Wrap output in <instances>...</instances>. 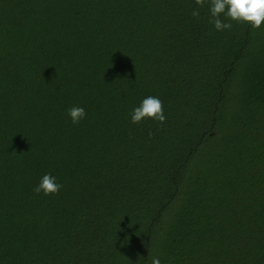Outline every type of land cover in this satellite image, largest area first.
Listing matches in <instances>:
<instances>
[{
    "label": "trees",
    "instance_id": "1",
    "mask_svg": "<svg viewBox=\"0 0 264 264\" xmlns=\"http://www.w3.org/2000/svg\"><path fill=\"white\" fill-rule=\"evenodd\" d=\"M196 7L0 0V264H264V24Z\"/></svg>",
    "mask_w": 264,
    "mask_h": 264
},
{
    "label": "clouds",
    "instance_id": "2",
    "mask_svg": "<svg viewBox=\"0 0 264 264\" xmlns=\"http://www.w3.org/2000/svg\"><path fill=\"white\" fill-rule=\"evenodd\" d=\"M206 3L210 5V23L216 31L231 30L233 21L248 23L253 29H260L264 24V0H195L197 7L193 9L191 15L199 17L200 8ZM67 112L73 124H79L87 116L85 109L80 106H72ZM130 116L133 124H139L145 119H152L163 124L167 119L163 102L155 96L143 99L141 104L132 110ZM61 188L62 185L57 182L56 177L48 173L41 177L33 190L37 195L43 193L49 196L59 194ZM151 264H160V259L152 257Z\"/></svg>",
    "mask_w": 264,
    "mask_h": 264
}]
</instances>
